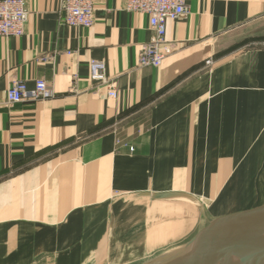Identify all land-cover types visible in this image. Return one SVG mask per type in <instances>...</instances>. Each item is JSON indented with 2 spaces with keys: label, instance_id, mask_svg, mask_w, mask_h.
<instances>
[{
  "label": "crops",
  "instance_id": "crops-1",
  "mask_svg": "<svg viewBox=\"0 0 264 264\" xmlns=\"http://www.w3.org/2000/svg\"><path fill=\"white\" fill-rule=\"evenodd\" d=\"M24 2L23 35L0 37V264H138L264 205V0H186L159 68L138 65L152 33L124 0H92L88 29ZM36 80L50 98L6 103Z\"/></svg>",
  "mask_w": 264,
  "mask_h": 264
},
{
  "label": "built area",
  "instance_id": "built-area-1",
  "mask_svg": "<svg viewBox=\"0 0 264 264\" xmlns=\"http://www.w3.org/2000/svg\"><path fill=\"white\" fill-rule=\"evenodd\" d=\"M64 23L69 27L88 29L94 23L92 0H63ZM124 10L128 13L147 16L152 36L143 44L138 55L141 67L159 68L162 62L177 48L176 42L165 38L166 22L184 18L188 14L186 0H124ZM27 20L24 0H0V37L19 38L23 35ZM206 61V65H210ZM89 79L107 86V97L114 99L117 92L114 84L105 76L102 62L88 63ZM52 96L43 80H36L33 90H28L24 82H14L6 91V103L13 105L26 101H40Z\"/></svg>",
  "mask_w": 264,
  "mask_h": 264
},
{
  "label": "water",
  "instance_id": "water-1",
  "mask_svg": "<svg viewBox=\"0 0 264 264\" xmlns=\"http://www.w3.org/2000/svg\"><path fill=\"white\" fill-rule=\"evenodd\" d=\"M178 197L175 193L153 196ZM205 216L208 225L188 242L147 264H264V205L219 219Z\"/></svg>",
  "mask_w": 264,
  "mask_h": 264
},
{
  "label": "rangeland",
  "instance_id": "rangeland-1",
  "mask_svg": "<svg viewBox=\"0 0 264 264\" xmlns=\"http://www.w3.org/2000/svg\"><path fill=\"white\" fill-rule=\"evenodd\" d=\"M158 257V256H157ZM156 256L150 258L149 260H146V261H143V262H140L138 264H147L149 261L153 260L154 258H157Z\"/></svg>",
  "mask_w": 264,
  "mask_h": 264
}]
</instances>
